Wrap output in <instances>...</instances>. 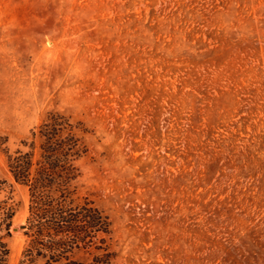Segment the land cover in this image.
Wrapping results in <instances>:
<instances>
[{"label":"rangeland","instance_id":"obj_1","mask_svg":"<svg viewBox=\"0 0 264 264\" xmlns=\"http://www.w3.org/2000/svg\"><path fill=\"white\" fill-rule=\"evenodd\" d=\"M50 112L86 132L111 264H264V0H0L8 264L28 193L5 153Z\"/></svg>","mask_w":264,"mask_h":264},{"label":"trees","instance_id":"obj_2","mask_svg":"<svg viewBox=\"0 0 264 264\" xmlns=\"http://www.w3.org/2000/svg\"><path fill=\"white\" fill-rule=\"evenodd\" d=\"M85 133L82 124L50 112L21 148L6 151L8 174L28 193L27 243L18 264H111L107 237L112 222L92 200L78 196V162L88 153ZM13 216V208L0 201V264H8L5 238ZM79 251L95 253L79 262L72 259Z\"/></svg>","mask_w":264,"mask_h":264},{"label":"water","instance_id":"obj_3","mask_svg":"<svg viewBox=\"0 0 264 264\" xmlns=\"http://www.w3.org/2000/svg\"><path fill=\"white\" fill-rule=\"evenodd\" d=\"M12 231H13V232H17V229H16V228H13Z\"/></svg>","mask_w":264,"mask_h":264}]
</instances>
